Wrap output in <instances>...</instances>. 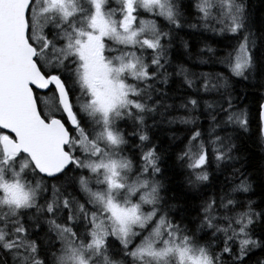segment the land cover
<instances>
[{"label": "snow or ice", "instance_id": "1", "mask_svg": "<svg viewBox=\"0 0 264 264\" xmlns=\"http://www.w3.org/2000/svg\"><path fill=\"white\" fill-rule=\"evenodd\" d=\"M258 3L0 0V264H264Z\"/></svg>", "mask_w": 264, "mask_h": 264}, {"label": "trees", "instance_id": "2", "mask_svg": "<svg viewBox=\"0 0 264 264\" xmlns=\"http://www.w3.org/2000/svg\"><path fill=\"white\" fill-rule=\"evenodd\" d=\"M252 3L256 4L257 7H259V3L258 0H251ZM255 129H256V125L253 124V136L250 140L246 141V146H247V150L249 153H251V159H252V163L256 166L259 167V165L261 164V145H259L257 143V137L255 135Z\"/></svg>", "mask_w": 264, "mask_h": 264}]
</instances>
